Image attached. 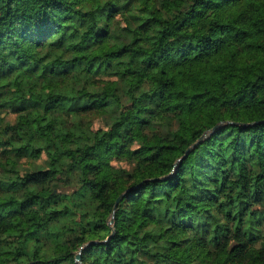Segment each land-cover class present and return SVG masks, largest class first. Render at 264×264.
Here are the masks:
<instances>
[{
  "label": "trees",
  "instance_id": "trees-1",
  "mask_svg": "<svg viewBox=\"0 0 264 264\" xmlns=\"http://www.w3.org/2000/svg\"><path fill=\"white\" fill-rule=\"evenodd\" d=\"M0 264H264V0H0Z\"/></svg>",
  "mask_w": 264,
  "mask_h": 264
},
{
  "label": "rangeland",
  "instance_id": "rangeland-1",
  "mask_svg": "<svg viewBox=\"0 0 264 264\" xmlns=\"http://www.w3.org/2000/svg\"><path fill=\"white\" fill-rule=\"evenodd\" d=\"M118 17H119V20L121 21V23L126 22V19H125V16L123 13L119 14ZM96 74L98 77H103V78H114V77H116V75L114 73L110 72L108 69H104L101 71V73H96ZM3 114L5 115V118L9 121H15L17 118V112L12 111L8 108L3 109ZM98 123H99V121L97 119L96 124H98ZM43 157H45V156H43ZM41 161H42V158L38 160V162H41ZM76 204H77V208L83 209V210H86L87 208L91 207L90 199L88 197L77 198Z\"/></svg>",
  "mask_w": 264,
  "mask_h": 264
},
{
  "label": "water",
  "instance_id": "water-1",
  "mask_svg": "<svg viewBox=\"0 0 264 264\" xmlns=\"http://www.w3.org/2000/svg\"><path fill=\"white\" fill-rule=\"evenodd\" d=\"M224 122L223 121H220L219 123L215 124L211 129L209 130H206L193 144H191L189 147H187L186 149V152L184 155H186L194 146H196L200 141H202L205 137H207L209 134H211L216 128H218L219 126H221ZM181 159V157L178 159V161ZM177 161V162H178ZM176 162V163H177ZM175 163V164H176ZM165 177V176H164ZM160 178V177H159ZM124 192L121 193L118 198L116 199V203H115V206H114V209L117 207V204L119 202V200L121 199V197L123 196ZM114 221V214L112 216V218L110 219V222H113ZM81 257V253L79 252L77 254V259H80Z\"/></svg>",
  "mask_w": 264,
  "mask_h": 264
}]
</instances>
